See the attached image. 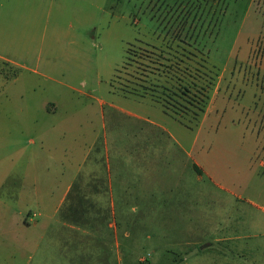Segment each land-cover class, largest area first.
<instances>
[{"label":"rangeland","instance_id":"374dc122","mask_svg":"<svg viewBox=\"0 0 264 264\" xmlns=\"http://www.w3.org/2000/svg\"><path fill=\"white\" fill-rule=\"evenodd\" d=\"M142 83L205 94L197 125ZM90 166L114 211L71 214L87 233L54 264H218L214 239L264 218V0H0V247L37 202L60 226Z\"/></svg>","mask_w":264,"mask_h":264},{"label":"crops","instance_id":"0c3cea01","mask_svg":"<svg viewBox=\"0 0 264 264\" xmlns=\"http://www.w3.org/2000/svg\"><path fill=\"white\" fill-rule=\"evenodd\" d=\"M94 170L90 166L84 179L76 181L77 183L72 181L74 179L68 181L65 186L64 197L71 195L73 204L66 212L67 215L65 214L62 218H59L58 223H60V226L51 225L57 218L56 210H49L44 213L43 209L45 207L40 205L39 202H37L39 211L33 212L34 215H31L29 209L21 223L17 220L16 225L19 226L17 228L23 235L19 237L17 248L10 247L8 244H3L0 247V264H33L31 262L32 257L30 255L26 256L31 250H35L37 253V260L34 264H54L53 259L56 255L52 247L55 243L60 242V236L61 241L68 245L73 240H79L80 236L87 233L86 228L70 220L71 214L73 217L76 215V217L82 219L101 217L105 212L107 201L110 203V211L113 212L112 180L111 178L100 177ZM255 198L256 196H251L246 201L251 206L259 208L264 214V196L258 195L257 199L259 201ZM17 214L21 215L23 213L19 211ZM109 225L113 226L112 222ZM13 230L15 229L11 225L0 228L2 233H11ZM31 231L35 234L33 244L26 239V232L30 233ZM237 231H239L238 228L232 229L231 235L214 239V242L218 243L234 241L226 247L216 249L214 256L216 262L218 264L223 261H226L227 264H264V218L260 222L254 223L250 229ZM204 247L201 248L204 249Z\"/></svg>","mask_w":264,"mask_h":264},{"label":"trees","instance_id":"16d2710c","mask_svg":"<svg viewBox=\"0 0 264 264\" xmlns=\"http://www.w3.org/2000/svg\"><path fill=\"white\" fill-rule=\"evenodd\" d=\"M130 50L131 49H128V51H126L128 55L130 54ZM135 85L137 86L127 88L126 92L140 97L150 96L155 101L161 103L166 113L173 115L189 128H193L197 125L201 118V114L204 112L206 95L203 94L200 98L199 94L201 92H198V95L190 97V89L187 85H180L179 87L167 84L159 85L158 95H154L153 90L147 84L142 83ZM194 167L198 173H200V169L197 165H194Z\"/></svg>","mask_w":264,"mask_h":264}]
</instances>
